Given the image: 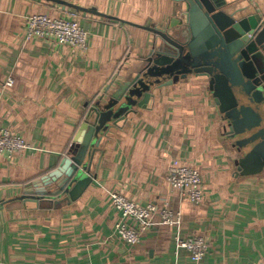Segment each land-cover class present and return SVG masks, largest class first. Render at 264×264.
I'll return each instance as SVG.
<instances>
[{"label":"crops","instance_id":"1","mask_svg":"<svg viewBox=\"0 0 264 264\" xmlns=\"http://www.w3.org/2000/svg\"><path fill=\"white\" fill-rule=\"evenodd\" d=\"M226 1L238 18L264 22V0ZM33 15L76 19L89 32L88 51L29 39ZM175 15L174 0H0V127L30 145L0 157V264H264V173L237 174L239 153L202 78L155 90L111 127L91 168L97 185L76 201L21 199L57 190L55 173L92 108L141 71L158 42L154 29ZM9 79L14 84L5 87ZM175 160L201 174L200 205L167 181ZM113 193L140 206H167L182 223L163 225L157 214L131 245L115 232L121 214ZM176 237L204 238L205 257L193 261Z\"/></svg>","mask_w":264,"mask_h":264},{"label":"water","instance_id":"2","mask_svg":"<svg viewBox=\"0 0 264 264\" xmlns=\"http://www.w3.org/2000/svg\"><path fill=\"white\" fill-rule=\"evenodd\" d=\"M180 9L162 27L144 67L91 110L78 142L55 175L61 177L51 197L76 201L97 185L91 168L95 153L111 127L136 106L147 104L155 90L202 78L215 100L226 136L239 153L237 174L264 173V22L259 15L237 17L226 0H174ZM27 193L24 201L39 203L46 191ZM58 203L60 201H53Z\"/></svg>","mask_w":264,"mask_h":264},{"label":"built area","instance_id":"3","mask_svg":"<svg viewBox=\"0 0 264 264\" xmlns=\"http://www.w3.org/2000/svg\"><path fill=\"white\" fill-rule=\"evenodd\" d=\"M27 37L53 40L59 45L67 46L86 53L89 49V32L76 19H53L45 15H33L27 20ZM13 79L5 83V87H12ZM29 143L19 136L12 135L8 130L0 127V157L12 158L15 154L29 149ZM167 181L181 197L188 198L193 205H200L203 201L202 177L195 168L173 161L167 173ZM113 205L121 214V220L115 227V232L131 245L141 241L142 234L153 225L157 214L161 216V223L166 226H180L181 213L172 211L165 206L160 209L156 203L140 206L120 193L111 195ZM134 220L139 227L129 225ZM177 245L189 251L195 262H200L206 255L209 245L202 237L182 240L176 237Z\"/></svg>","mask_w":264,"mask_h":264},{"label":"trees","instance_id":"4","mask_svg":"<svg viewBox=\"0 0 264 264\" xmlns=\"http://www.w3.org/2000/svg\"><path fill=\"white\" fill-rule=\"evenodd\" d=\"M48 198H50V199H55V198H53V197H51V196H50V197H48Z\"/></svg>","mask_w":264,"mask_h":264}]
</instances>
